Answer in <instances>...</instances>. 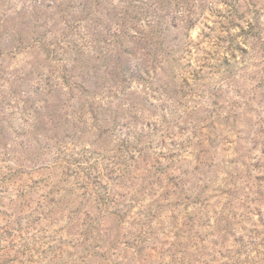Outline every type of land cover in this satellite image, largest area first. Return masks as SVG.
<instances>
[{
    "label": "rangeland",
    "instance_id": "rangeland-1",
    "mask_svg": "<svg viewBox=\"0 0 264 264\" xmlns=\"http://www.w3.org/2000/svg\"><path fill=\"white\" fill-rule=\"evenodd\" d=\"M0 264H264V0H0Z\"/></svg>",
    "mask_w": 264,
    "mask_h": 264
}]
</instances>
